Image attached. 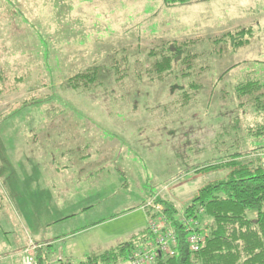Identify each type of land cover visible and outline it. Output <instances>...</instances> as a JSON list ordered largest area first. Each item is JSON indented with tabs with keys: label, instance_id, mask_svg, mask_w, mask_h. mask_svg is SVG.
I'll return each instance as SVG.
<instances>
[{
	"label": "rangeland",
	"instance_id": "obj_1",
	"mask_svg": "<svg viewBox=\"0 0 264 264\" xmlns=\"http://www.w3.org/2000/svg\"><path fill=\"white\" fill-rule=\"evenodd\" d=\"M240 31L249 33V44L237 48L233 37ZM224 36L226 41L213 44ZM174 41L196 43L192 51L200 58L191 75L176 73L164 83L135 79L132 73L150 65L153 47ZM124 52L126 81L107 71L91 89L69 84L88 68L109 67L112 57L115 63ZM0 74V264H24L18 254L32 246L37 251L29 256L37 261L48 244L42 240L54 233L49 225L90 204L82 199L92 195L84 192L83 181H51L63 177L48 167L58 154L50 143L66 140L54 138L58 134L77 128L96 132L99 124L138 132L127 145L135 156L138 201L125 202V181L102 190L90 184L98 201L104 200L97 212L142 206L149 200L146 187L156 191L150 199L165 194L183 212L201 188L230 173L199 174L196 168L225 163L236 154L244 162L255 160V150L264 152V137L251 134L264 127V115L235 91L242 83H264V0H207L172 9L162 0H0ZM93 116H113L114 122L97 123ZM69 194L78 201L63 206L59 196ZM146 213L139 208L99 234H110L112 226L147 228Z\"/></svg>",
	"mask_w": 264,
	"mask_h": 264
},
{
	"label": "trees",
	"instance_id": "obj_2",
	"mask_svg": "<svg viewBox=\"0 0 264 264\" xmlns=\"http://www.w3.org/2000/svg\"><path fill=\"white\" fill-rule=\"evenodd\" d=\"M162 1L166 8L172 9L207 0ZM248 34L246 31L237 32L233 37L234 46L241 48L249 44L246 39ZM222 41H226V36L214 41L213 44L219 45ZM194 45L196 43L192 41L161 42V45L149 51L151 62L144 72L139 71L132 74L139 81L147 77L150 81L158 83H164L169 76H177L176 73H180L183 77V74L189 71L191 75L194 60L197 61L200 58L192 51ZM115 60L116 62L113 63L112 57L109 67L101 65L88 68L74 80H70L69 84L78 91L91 89L99 85L100 79L107 71L119 81H126L130 77L127 53H123L122 59L116 58ZM3 83L4 78L0 74V93ZM190 88L194 92L198 90L194 85ZM235 91L238 99H251L255 111L264 115V83L261 81L242 83L236 87ZM185 98L186 103H189L191 96L186 95ZM254 130L251 131L253 137L258 139L261 136L264 137L263 126ZM253 155L258 157L255 160L244 162L239 154H236L225 163L196 168L195 171L199 174L221 169H228L230 173L226 179L201 188L183 212H180L165 194L154 200L155 204L163 207L164 214L179 233L176 257H159L154 264H264V165L260 157L264 155V152L258 153L255 150ZM153 199L146 202L144 206L148 216L145 230L131 237L130 241L121 243L110 251L91 255L79 264H129L132 254L152 238L148 223L157 215L146 208V205ZM182 214L198 222L201 226L200 232L205 235V241L197 252L189 248V233L184 231L185 228L183 229L179 222ZM202 218L208 222H202ZM36 264H46L41 254H38ZM59 264L72 263L60 262Z\"/></svg>",
	"mask_w": 264,
	"mask_h": 264
},
{
	"label": "crops",
	"instance_id": "obj_3",
	"mask_svg": "<svg viewBox=\"0 0 264 264\" xmlns=\"http://www.w3.org/2000/svg\"><path fill=\"white\" fill-rule=\"evenodd\" d=\"M91 118H95L97 123L99 121L114 122L113 116H106L99 120L95 116ZM99 126L101 130L96 132H89L84 128L63 132L54 136L56 139H66L62 141L61 145L57 140L50 143L51 152H58V154L55 155L57 158L51 160V165L48 167H52L55 172L63 174L62 178L54 177L51 181H69L70 185L72 181H83L85 183L84 186H86L84 192L90 191L92 195H85L82 197V199L86 198V200H90V204L83 205L77 212L68 214L64 217L61 216V219L49 225L50 227L55 226L53 228L54 233L50 239L45 241L42 240V243L48 244L46 246L43 245L44 247H42L39 252L46 263L59 264L60 262H69L72 264H79L84 262L91 255L110 251L121 243L130 241L131 237L146 228L132 231V228L112 226L114 229L110 234L105 236L99 234L100 230L105 225L109 223L113 224L119 219L126 218L133 214V211L137 212L139 208L141 211L147 212L144 208L146 202L139 207H136L133 203V207L128 208L126 206L122 212H120L121 208L115 212L114 206H109L101 212H97L96 209H94L98 203L104 200L98 201L100 197H98L95 190H90V184H96L98 187L97 190H102L106 185H113L115 181H125L124 188L128 191V194L125 196V202L138 201L136 199L137 191L135 188L138 175L134 170L135 166L132 165L135 164V156L131 155L127 148L128 142H130L133 137H136V133L138 132H132L130 128L126 131L121 130L120 127H117L115 124L104 126L99 124ZM141 133H143V131H140V134ZM124 138H129V140L123 142L122 139ZM42 162L43 161H39L37 163L45 167V165L40 164ZM134 177L137 178L134 179ZM146 181L149 180L146 179ZM118 185H120V182ZM145 189L144 192L150 200L156 191L150 192L148 187ZM144 192H142L143 195ZM76 193L78 194V191ZM111 195H114V193ZM111 195L106 199H110L112 197ZM59 197L60 200L64 202L63 206H69L73 202L78 201L77 196L73 197L72 194ZM115 206L118 207L119 204ZM95 212L98 214H95ZM62 227H64V229L60 230L59 228ZM81 240H83V244L80 243ZM22 253L20 252L18 257L22 258ZM59 258H61V260H59Z\"/></svg>",
	"mask_w": 264,
	"mask_h": 264
},
{
	"label": "built area",
	"instance_id": "obj_4",
	"mask_svg": "<svg viewBox=\"0 0 264 264\" xmlns=\"http://www.w3.org/2000/svg\"><path fill=\"white\" fill-rule=\"evenodd\" d=\"M156 198L146 205V208L157 215L155 219L150 220L148 223L152 238L132 254L129 264H154L159 257L174 258L177 255L178 230L172 226L164 214L163 207L155 204L154 200ZM179 222L183 229L185 228L184 231L189 233L188 243L190 250L193 252L199 251L205 241V235L200 232V224L185 215L180 217ZM35 250L36 247L32 246L30 250L23 251L24 264H36V258L29 256L30 252Z\"/></svg>",
	"mask_w": 264,
	"mask_h": 264
}]
</instances>
